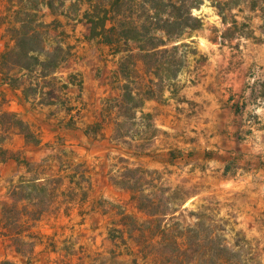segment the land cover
<instances>
[{"label":"rangeland","instance_id":"obj_1","mask_svg":"<svg viewBox=\"0 0 264 264\" xmlns=\"http://www.w3.org/2000/svg\"><path fill=\"white\" fill-rule=\"evenodd\" d=\"M71 1L50 10L44 0H0V51L23 11L48 23L47 51H65L47 77L37 67L11 86L0 74V110L40 139L25 141L2 117L0 145L30 164L0 162V261L162 264L169 248L152 242L144 259L132 240L136 227L153 233L162 220L200 223L199 237L234 251V264H264V0H229L223 20L214 0H201L192 11L201 26L166 39L177 44L175 75L136 62L128 79L143 98L135 119L115 102L124 54L91 38L89 2ZM51 175L58 190L19 187L17 208L5 213L15 185Z\"/></svg>","mask_w":264,"mask_h":264},{"label":"trees","instance_id":"obj_2","mask_svg":"<svg viewBox=\"0 0 264 264\" xmlns=\"http://www.w3.org/2000/svg\"><path fill=\"white\" fill-rule=\"evenodd\" d=\"M44 1L47 8L52 10L54 0ZM87 1L89 8L84 11L83 16L89 23V36L110 46L115 53L124 54L120 60L119 72L125 82L122 84L121 96L115 102L116 106L123 110L125 119H135V114L143 102L142 94L133 91L128 82L136 70V62L140 60L151 70H155L154 74L163 68V72L167 73L168 77L175 75L179 70L177 61L181 63L177 60V44L168 47L166 39L180 37L185 31L195 30L201 26L200 18L194 16L192 12L199 6L201 0ZM214 1L216 3L214 6L223 20L229 0ZM74 2L75 0L71 1L70 5L75 4ZM17 13L20 12L17 11ZM35 17L32 11H23V17L7 27V42L5 48L0 51V74L11 86L14 85L12 81L16 82L20 78V74L36 71L37 67L39 76L47 77L65 59V51L62 47L56 46L51 51L45 49L42 28H46L48 23ZM233 23L236 24V21L234 20ZM105 109H107L106 105ZM126 113H130V116L127 117ZM2 117H8L9 127L16 128L25 141L34 145L40 144V139L23 120L19 119L15 113L4 110H0V135L3 131ZM140 117L151 119L150 113L142 111ZM120 123L121 121H117V125ZM8 159L26 166L30 164L15 156L13 151L0 145V162ZM79 177L83 178V173H79ZM58 183L57 175L35 176L20 181L19 185H15L11 191L12 201L4 204L8 206L4 209L5 213L17 208L15 195L19 187L49 195L58 190ZM51 184L54 186L49 187ZM79 184L77 186L81 189ZM137 208L141 210L143 207L137 204ZM200 225L197 223L193 226H183L177 222L167 228L160 220L155 224L153 233H149V229L136 227L137 236L132 237V240L140 258L144 259L152 242L169 248L168 251L160 253L159 261L162 264H234L232 260L235 252L224 244L217 243V239L211 235L199 237V231H203ZM4 230L7 231V229ZM2 235L9 236L8 233H2ZM0 264L13 263L3 259ZM133 264H138L136 259L133 260Z\"/></svg>","mask_w":264,"mask_h":264},{"label":"crops","instance_id":"obj_3","mask_svg":"<svg viewBox=\"0 0 264 264\" xmlns=\"http://www.w3.org/2000/svg\"><path fill=\"white\" fill-rule=\"evenodd\" d=\"M244 94L246 95L247 93L246 92H244ZM244 95V96H245ZM257 102H259L258 100H256ZM262 103H264V100H263V102ZM253 107L254 108H256L255 110H254V112H258L259 110H260V108H261V106H259V105H257V104H253ZM257 119H259V117H257ZM247 122H249V120H247Z\"/></svg>","mask_w":264,"mask_h":264}]
</instances>
